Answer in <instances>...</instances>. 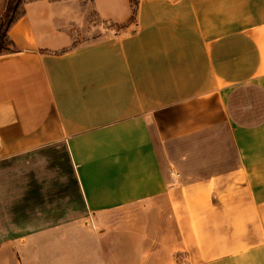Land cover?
I'll list each match as a JSON object with an SVG mask.
<instances>
[{"label":"crops","instance_id":"crops-1","mask_svg":"<svg viewBox=\"0 0 264 264\" xmlns=\"http://www.w3.org/2000/svg\"><path fill=\"white\" fill-rule=\"evenodd\" d=\"M89 1L0 53V264H264V0Z\"/></svg>","mask_w":264,"mask_h":264},{"label":"rangeland","instance_id":"rangeland-1","mask_svg":"<svg viewBox=\"0 0 264 264\" xmlns=\"http://www.w3.org/2000/svg\"><path fill=\"white\" fill-rule=\"evenodd\" d=\"M29 0H0V25H6L9 23V21H11L12 19H14L23 9L24 5L28 2ZM90 3L89 0H81V4L84 5H88ZM90 5V4H89ZM132 10L133 13L136 11V8L134 6H132ZM89 22L90 25L93 24L92 27V31L90 33H86V35L90 36V34H94L95 31H99V32H103L106 31V29H108V27H110V25L106 24L104 22V24L99 21L97 19V17H95L94 13H92L90 15ZM135 19L134 16L132 17V19H130V25L124 24V25H118L115 28H126L127 29H132L133 27H135ZM101 34V33H100ZM92 37V36H91ZM90 37V38H91ZM84 38H89V37H84ZM85 40V39H84ZM12 46L10 47V49H8L7 51L11 50ZM7 51H2L0 53H4Z\"/></svg>","mask_w":264,"mask_h":264},{"label":"trees","instance_id":"trees-1","mask_svg":"<svg viewBox=\"0 0 264 264\" xmlns=\"http://www.w3.org/2000/svg\"><path fill=\"white\" fill-rule=\"evenodd\" d=\"M132 6L136 8L138 0H131ZM24 13V7L22 11L6 25H0V52L7 51L12 46V42L8 38V30L11 25Z\"/></svg>","mask_w":264,"mask_h":264},{"label":"built area","instance_id":"built-area-1","mask_svg":"<svg viewBox=\"0 0 264 264\" xmlns=\"http://www.w3.org/2000/svg\"><path fill=\"white\" fill-rule=\"evenodd\" d=\"M0 142H1V136H0ZM178 175H176V177H177Z\"/></svg>","mask_w":264,"mask_h":264}]
</instances>
